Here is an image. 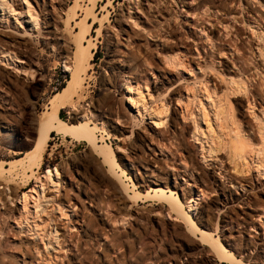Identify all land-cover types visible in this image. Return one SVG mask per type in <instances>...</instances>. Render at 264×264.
Returning <instances> with one entry per match:
<instances>
[{
  "label": "rangeland",
  "instance_id": "374dc122",
  "mask_svg": "<svg viewBox=\"0 0 264 264\" xmlns=\"http://www.w3.org/2000/svg\"><path fill=\"white\" fill-rule=\"evenodd\" d=\"M74 1L66 0L64 4H59V6L55 1L39 0L38 8L36 4L38 0H30L34 13L37 12L38 14L39 24L34 29L26 28L27 24L23 25L26 28L25 30L28 31V35L23 38L25 41V46L22 47L23 50L19 49L17 52L24 53L26 57H21L23 59H19V61L16 59L13 62L14 64L0 61V264H203L202 260L206 258L205 256L209 258L205 264H228L227 262L217 261L212 256L211 249L207 247V251L206 247L200 245L197 240L198 236L189 234L182 224L172 218H166L164 215L168 214V204L155 205V201L152 202V200L143 202L128 201V194L127 196L119 194L117 190L118 180L112 178L111 173H107L108 168L100 164L99 156L92 152L85 141H75L71 137H64L55 132L51 133L48 127H43L41 124L42 121H45L52 125L58 117L62 116L60 118L65 123L69 125L72 123L73 125L76 124L74 120L78 116H81L86 110L90 111L91 114L88 115L86 121H89L91 126L95 125L99 128L104 125V131L101 132L100 130L95 133L98 139L101 138L106 141L116 152L119 163L126 172V175L122 176L121 179L129 186L135 184L138 192L144 193L149 190L151 184L148 183L144 166L148 163L149 167L146 169L155 170L156 168L152 165L153 162L149 160L151 159L149 156L151 154L150 149L143 145L142 141L139 142L136 134L133 133L137 130H146L147 124L150 123L147 112L142 110L141 115H137L136 111L130 109L124 82L122 79H118L119 72L124 70V67L126 69V66L119 67L115 65L113 73L110 69L105 70L106 61L109 58L107 53L108 43L110 42L109 37L116 38L115 35L119 33L118 31L122 25L120 21L121 14H125L127 7L131 5L132 8L134 2H138V0L133 3L132 0H77V3ZM140 1L143 2L144 0ZM161 1L158 3L159 6L157 5L155 8H160L164 14L167 12L174 14L172 16H175L177 18L176 23H179H175L176 27L178 25L177 30L181 27L180 30H183L182 32L189 36L187 40L189 51L187 54L195 71L187 73L183 69L184 72H178L173 71L167 64L164 66L166 62L162 58L165 57L166 52H163L164 50L162 51L160 46L157 49L156 43L159 44L160 41L153 35L156 33L155 36L163 39L166 36L164 35L165 26H162V22L159 24V21H156L158 18L155 19L144 6L140 7L139 10L132 11L133 13L141 11L138 15L141 17L140 21L134 18V22L137 21L138 25L134 26V29L131 28L135 35H132V39L134 41L136 37V39L142 38L143 43H140L141 41L139 43L141 45L145 44V47L148 45L147 52H145L146 54L150 53L147 56L148 60L145 61L144 58H141L144 57L143 50L141 52L135 48L132 49L130 46L129 51H136L134 53L138 61L127 63L128 66L130 63L129 67L133 69L131 71L143 72L146 75L149 72L158 74L157 71L161 74L172 72L170 73L171 79L164 74V77L170 83L166 84L164 82L160 90L154 92L143 84H140V90L149 93L152 97L149 105L161 106L164 103L168 106L170 98L174 99V102L168 106L170 108L167 114L168 118L172 110H176L177 112L183 111V114L185 112L186 115H184L188 120L181 123L183 126L179 125L180 127L175 130L174 134H171V137L160 141L162 144L159 142L161 151L171 152L175 157L171 159L168 156L165 159L164 156H159L158 164L164 172L171 173V186L176 185V183H179V185L184 184L188 179L186 176L175 178L173 175L179 173L182 170L181 167L187 164V168L192 171L193 176H199L210 188L208 191L202 188L203 191L207 192L198 201L199 206H196L200 210H202V206L207 208L209 214L202 217L198 214L201 211L199 209L195 210L193 216L196 221L211 228L213 234L219 237L243 264H264L263 254L257 256L255 249L244 251L243 246H241L244 240L257 245V247H259V244H264V170H261L264 169V160H262L264 156L260 155V157L257 153V149L261 147L259 137L255 132L258 121L255 122V119L249 115L255 113L257 117L262 118L261 110L257 106L252 112L248 111V103L245 100L240 105L241 113L238 117L239 122L242 123L240 131L245 130L254 136L253 147L248 146L250 149L244 147L245 152L240 149L243 151L239 153L242 156L240 158L231 156V150L229 151L230 141L223 139L220 144L218 143L219 145H216L217 139L216 144L206 141L203 143V140L196 141L193 133L195 130L193 121L197 115L201 114L202 105L205 106L207 113H211L213 110L209 109L206 104L205 90L202 84L204 71H207L205 63L209 62L208 60L215 63L213 64L215 65V71L208 70L205 73L211 72L209 73V79L212 81L211 83L217 84V90L215 91L217 96L226 94L228 88H230L229 84L226 83H228L227 80L229 81L231 76L237 80L236 74L241 75L240 71L236 74L228 71L233 68V58H236L239 62L238 64L236 61L238 66H242L244 63L242 67L243 69H249V74L256 72L252 67L254 64L259 67L257 73L263 72L264 74V53L260 58L257 50L259 46H262V42L260 41L258 44L257 39L251 37L247 24L242 23L246 19L250 22L253 17L257 20H263L262 26H264V0H241V5L236 4V7L235 5L229 7V5L223 3L222 9L216 14V17L222 22L230 23L234 20L240 22L235 25L237 29L235 34L239 36L238 45L241 51L237 57L233 55V58L228 55L227 49V45L232 44L230 39L232 36L227 39L223 38L222 35H225V33L222 25L218 23L217 25L212 17L215 11L208 12L205 15L201 11L200 15L199 12L195 14L191 10L190 14L186 15L185 10L183 11L180 8L179 3L181 0ZM189 2L192 4L191 1ZM44 9L50 11V17L55 20L52 25L59 29V34L65 38L68 37L72 42L82 32V35L87 33L85 34V47L81 49V59L77 63L76 69L71 67L74 61L72 58L78 50L75 45L70 47L68 55L61 56L57 47H53L56 41L46 40L50 36L45 38L38 34L46 31L45 23L48 17L44 14ZM172 9L180 15L176 16ZM85 17L88 19L86 24L78 26V23L83 21ZM150 17L158 23V26L156 23V27L153 26L155 21ZM10 20L11 22L14 21L12 18ZM202 20L206 22L207 28H210L208 36L211 39L209 41L205 39V36H200L202 33L198 28L203 23ZM132 23L133 20L131 24L128 22L131 27ZM3 26L4 24H2ZM2 27L1 29H3ZM11 27L9 29L14 33L20 30V33L23 34L25 31L24 28L19 27L14 30V27ZM135 32H138L139 38ZM149 33L153 35L151 36ZM119 39H121V36ZM114 40L116 41V39ZM193 40H196L195 44H199V47L204 49V51H201L199 58L196 55L195 48L192 47ZM119 41L121 43V40ZM212 41H216L215 47L210 45ZM122 43V45L125 44L124 41ZM122 45L120 46L121 49ZM222 50L226 55L219 54ZM138 54L140 55L138 56ZM250 57L252 58L250 59ZM262 58L263 60H261ZM146 62H149L150 65L147 66L148 63L146 64ZM198 64L204 69L200 70L201 72L196 71ZM65 65H70V71H66ZM132 66H135V68ZM150 66L151 68H149ZM224 69H228V74L223 76L225 81L218 78L216 72V70H219L223 73ZM149 78L153 82L154 79L150 75ZM258 79L259 77L252 84L257 83ZM243 80L245 79L243 78ZM170 84H173L171 88ZM252 84L251 82L248 83L249 89H251ZM168 86L170 92L166 90ZM184 88H187L185 92ZM260 90L264 96V87ZM179 92L184 93L180 103L177 101L179 100ZM231 99L235 100L236 97H231ZM73 107H76L75 110ZM123 112L129 120L127 121L129 125L127 129H122L121 123H115L114 119L116 113L123 115ZM210 117L211 122L216 125L214 116L211 114ZM167 122L169 120H165L166 124ZM201 128L204 131L206 130L204 123L201 124ZM151 134L150 132L149 135ZM47 138L49 139L45 144ZM222 143L224 148L227 147L225 150H223ZM209 144H212L211 148L216 146L219 149L222 148L219 150L222 153L211 152ZM202 147H205V149L202 150ZM256 147L259 148L256 149ZM215 152L218 154H215ZM231 158L235 162L233 160L232 162ZM219 159L221 160L219 161ZM181 160L184 164L180 163ZM242 161L244 163L248 161L246 167ZM38 165H40L39 168ZM239 165H241L240 168ZM258 165H260V170L255 169ZM56 169L61 175L58 182L60 185L57 187L59 190L54 191L50 184L45 185V193L48 192L53 200L48 203L44 202L40 212V218L42 217L41 219L44 221H52V226L60 234L59 245L53 243L57 248L54 246L56 249L53 248V251L50 249L47 252L44 249V243L37 241V239L34 240L24 230L26 229L24 226L25 221L19 213L18 203L19 197L30 191L31 187L34 186L36 177L40 178L48 170ZM236 171H239V173H236ZM25 175H28L30 179ZM219 179H222L221 185L228 188L231 193H234V190L229 188V186L231 187L229 182L233 185L236 182H241L243 189L239 187L240 190L237 189V193L240 196H246H244L246 205L239 204V202L228 203L226 208L218 211L213 201L217 200L219 196L218 191H214V184H220ZM200 186L199 182V185L193 188L194 192L201 191ZM185 190L188 192L189 189L186 187ZM175 191L182 197L180 190L175 189ZM185 198L190 199V195L186 193ZM55 203H58L68 216L64 217L58 213L55 210ZM134 211L142 215L139 214L137 217V215L132 214ZM126 214H130V216H126ZM225 216L227 217L226 220L234 227V231L241 232L233 233L235 238L229 244L224 241L229 232V226L222 222ZM125 217L126 220L122 223V219L124 220ZM29 219L32 220V217L29 216ZM246 220H248V224L243 223ZM238 222L243 225L237 226ZM50 228L47 229L49 232H51ZM247 259H250L251 263Z\"/></svg>",
  "mask_w": 264,
  "mask_h": 264
},
{
  "label": "bare ground",
  "instance_id": "6f19581e",
  "mask_svg": "<svg viewBox=\"0 0 264 264\" xmlns=\"http://www.w3.org/2000/svg\"><path fill=\"white\" fill-rule=\"evenodd\" d=\"M51 1H55L58 5L64 4V2H66V0H51ZM76 1L77 0H75L74 2L77 3ZM129 1H131V0H129ZM134 1L135 0H132V3ZM144 1L143 2L140 0H138V2L135 1L133 4L134 8L133 7L131 8L130 7L131 5H129V6L127 5L128 6V7L126 6L128 8V9H126L127 12H125V14H121L122 16H121L120 21H121L122 25L120 24L121 25L120 30L119 31L117 30L119 33L113 32V33H116V35L114 34L116 36V38L115 37L113 38V36L109 37L110 42L108 43V50H107L109 58L106 61L105 70L110 69L113 73V71L115 70V68L113 69V67L115 65L119 66V67L125 65L126 69L124 67V70H121L119 72L120 74L118 76V79H122V81L124 82V86L126 88V95L128 97L129 104H130V109L136 111L137 115L138 114L141 115V112H143L144 110H146V112H147V117H148V120L150 121V123H148L146 128H145L146 129L145 131H147V132H145L142 129V130H137L133 133L136 134V138L138 139L139 142L142 141L143 145H145L148 149H150L151 154L149 156L151 159H149V158L148 159L153 162L152 165L154 166V168H156L155 170L150 169V168H148L149 170L146 169L147 167H149L148 163L146 164V166H144V169L146 171V176L148 178L147 179L148 183L151 184L149 186V190L144 192V193L138 192L136 190L135 184H133L132 186H129L128 184H126L124 182V180L121 179L122 176L126 175V172L123 169V167L120 165L118 157L116 155V152L113 150V148L108 143H106V141L102 140L101 138H99L100 139L99 140L96 136V133H95L96 131H100V130H101V132L104 131V125L102 128H99V127H96L95 125L91 126L90 122L86 121V119L88 118V115L91 114L90 111L85 109L86 112H84L83 114L81 113L82 115L78 116V118L76 120H74V123H76V124H73V125H72V123H71V125L65 123L60 117H58L57 121L52 125L48 124V122L46 123L45 121H42L41 124L43 125V127L44 126L48 127L49 131L51 133L55 132L57 134H61L64 137H71L75 141H79V140L85 141L88 144L89 148L92 150V152H94L97 156H99V158L101 160L100 164L103 167L108 168L107 173L108 174L111 173L110 175L112 176V178L118 180V184H117L118 189L117 190H118L119 194H121V195L127 196V194H128V198L126 197L128 201H142L143 202V201L152 200V202L155 201V205H160V204H164V203L168 204L169 205V209H167L168 214L164 215V216L166 218H172L175 221L182 224V226L186 229V231L189 234H193L192 236H194V235L198 236L197 240H198V242H200V245L206 247V249H207V247H209L213 253L212 256L217 261L227 262L228 264H243L240 260H238L234 256V254L222 242V240H220L219 237H217L216 235L213 234V232L211 231L212 230L211 228H209L206 225H203L201 222L198 223L193 216L194 212H196L195 210L199 209V208H196V206L198 205V201L201 200V198L203 196H205V194L208 190H210L208 185L205 184L199 176L198 177L193 176L192 171L187 168V164H186V165H184V167L183 166L181 167L182 170H180L179 173L173 174V175L175 176V178H178L181 176H186L188 179L185 181L184 184L179 185V183L178 184L176 183V185L174 184L171 186V184H170L171 173L164 172L162 170L161 166L158 164L159 156H164L165 159L168 156L171 159H174V157H175L171 152L165 153V152L161 151V149H159V142L164 141L165 139H168L169 137H171V134H174L175 130H177L178 127H180L179 125H181V123H185L187 118L185 117V115H186L185 112H184V114H185L184 115L183 111L182 112L180 111L181 112L180 113V112H177L176 110H172V113H171L170 117L168 118L167 114H168V111L170 109L168 106H170L174 102L173 101L174 99L170 98V100L168 101V106H167V104L164 105V103H162L161 106H158L156 104L155 105L151 104L152 105L151 106V105H149L151 102V98H152L150 96V94L144 93V91L140 90V87H141L140 84L145 85L146 88H151L154 92L160 90L161 87H163L164 82H166V84L170 83L167 78H170V76H171L170 73H172V72H170L168 74H166L167 72L166 73L163 72L164 74L168 75V76H166L167 78H165L164 74H161V72H159V71H157L158 74H155L154 72H149L148 75H146L143 72L140 73V72H132L131 71L133 69L131 67H129L130 63H129V66L127 63L128 62L133 63L135 61L136 62H138V61L136 60V56L134 53L136 51H134V50H133L134 52L129 51L130 46L132 47V49L135 48L139 51L143 50L144 57H141V58H144L145 61L148 60L147 56L150 53L149 52L148 54H146V52H147L146 48L148 45L145 47V44L144 45L140 44V43H143V40L141 37H140L141 39H136L137 38L136 37L134 41L132 39V35H134V34L131 31V28L134 29V26L136 27L138 25L137 21H140L139 19H141V17L138 16L141 11L134 12V13L132 11H134L135 9L139 10L140 7L144 6V8H146L150 13H152V15H153V17H155V19L158 18V20H156V21L157 22L159 21V24H160V22H162V26L163 27L165 26V28H164L165 34L164 35H166V36L163 39L161 37L158 38V36H155L156 33L154 35L152 34L154 37H156V39H159V41H160L159 44L156 43L157 49L160 46L162 51L164 50L163 52H166L165 57H163V58L161 57L162 59H164L163 61L166 62L164 64V66L167 64L169 67H171L173 69V71L184 72V70H185L187 73H193V71H195V69L193 70L192 62H191V60L188 59V54H187L189 51L188 42H187L189 36L187 34H184L182 32L183 30H180V28H181L180 26H179L180 31L177 30L178 25H177V27L175 25V23L177 22V18L175 16H172L174 14H170L169 12L164 14V12H162L160 10V8L159 9L155 8V7H157L158 3L162 2L161 0H144ZM172 1H174V0H172ZM189 1H191L192 4ZM189 1L188 0H181V2L179 3V5L181 6L180 8L183 9V11L185 10L186 15H189L191 10H193V12L195 14L197 12H199L200 15H201V11H202L203 15L208 14V12L215 11V12H213L212 17L215 19L216 24L218 23V24L222 25V27H223L222 29H224V33H225V35H222V36H224L223 38L227 39L230 36H232V38H230L232 44L227 45L228 55H230L232 58H233V55H235L237 57L239 55L241 49L238 45L239 36L237 34H235V32L237 31L235 25H238L240 22L238 20H234L233 22L231 21L230 23L229 22H222L221 20H219V18L216 17V14H218L220 12V9H222L223 3L229 5V7H232L233 5H235V7H236V4L241 5L240 4L241 0H189ZM129 3H131V2H129ZM36 4L39 8V0H38V3L36 2ZM40 6H41V4H40ZM44 7H46V6H44ZM33 9L34 8H32L30 0H0V61L1 62H3V63L8 62V64H10V63L15 62L16 59L19 61V59H23L21 57H24V58L26 57V55L24 53H22V52L19 53L17 51L19 49H22V47L25 46V41L23 38L27 37V35H28V33H27L28 31H26L25 29L27 27L34 29L39 24L38 14H37V12L35 14ZM43 12L48 17V19H47L48 21L46 20V23H45L47 32L43 31V32H40L38 34L41 35L42 37H45V38L50 36V38L49 39L47 38L46 40H51L54 42L56 41V44L53 45V47L54 48L57 47L59 54L61 56L68 55L70 47L75 45L78 48V50L75 53L74 58H72V59H74V61H73V64H71V65H73L71 67L76 69L77 63H79L80 59H81L80 58L81 49L83 47H85V43H86L85 34H87V33L82 35L83 34V32H82L81 34H79L80 36H78L77 39L74 40L75 42L74 41L72 42V40H69L68 37L65 38L64 36L60 35L58 32L59 29L57 27H55L54 25H52L53 24L52 22L55 20H53V18L50 17V11H47L46 9H44ZM142 12H144V11H142ZM173 12H175L176 16L180 15L178 12H177L178 13L177 14L175 10H173ZM72 13H74V12H72ZM195 14H194V16H195ZM133 16H135V17H133ZM231 17H233V16H231ZM11 18L14 20V21H12L13 23L10 20ZM134 18L138 19V20L134 22V20H135ZM151 19H153V18H151ZM198 19H199V17H198ZM132 20H133V23H132L133 25L131 27L130 24H131ZM251 20H253V22H251ZM87 21H88V19L85 17V19L83 21L78 23V26H81L82 24H86ZM156 21L153 22L154 23L153 26H155L156 24L158 26V23H156ZM262 21L257 20V19L252 17L250 19V22L247 19L242 22L243 24H247V29L250 31L249 33H250L251 37H253L254 39H257L258 44L260 41L262 42V46H259L257 49L260 58L263 56V53H264V49H263V47H264V26H262V24H263ZM128 22H130V24H128ZM2 24H4L3 27H2ZM24 24H27L26 28L23 27ZM176 24H179V23H176ZM195 25H197V24H195ZM11 26L14 27L13 28L14 30H17L20 27V28H24L25 31L23 32V34L20 33L21 32L20 30H17V32L14 33V31L12 32V30L9 29V28H12ZM255 26H257V27H255ZM1 27L3 29H1ZM151 27H152V25H151ZM159 27H161V26H159ZM199 27L201 29L198 28V30H201V32L200 31L199 32L202 33V35L200 34V36H205L206 38L205 37L204 38L207 39V41H209L211 39V38L209 39V36H208V33H210V28H207L206 22L203 21V23H201L199 25ZM76 29H78V27H76ZM161 30H163V29H161ZM135 33L138 34V32H135ZM119 34L121 36V39H119L120 38ZM149 35H151V33H149ZM159 36H161V35H159ZM138 38H139V34H138ZM114 39H116V41ZM119 40H121V43ZM122 40L125 42L124 45H122L123 44ZM139 41H141V42L139 43ZM195 41L196 40L192 41V45H193L192 47H193V49L195 48V52H197L196 55L199 58L201 55V51H204V49L202 47L200 48L199 44H195ZM73 43H75V44H73ZM121 45H122V49L120 47ZM210 45H212V47L213 46L215 47L216 41H212V44H210ZM253 49H251V50H253ZM148 50H151V49H148ZM139 51H137V52H139ZM152 54H150V55H152ZM219 54L224 55L225 53L222 50L219 52ZM139 55L140 54H138V56ZM69 58H70V56H69ZM251 58L252 57H250V59ZM263 58H264V56H263ZM263 58L261 60H263ZM66 60H68V59H66ZM208 61L209 62H207V63L204 62L207 66L206 70L207 71L208 70H212V71L214 70L215 71V68H214L215 65H213L215 63L212 62V60H208ZM233 61L235 63L233 62V64H232L233 68L232 69H229V70L224 69L223 73L219 70H216V72L218 74V78H220L224 81H225V79L223 76H224V74H228V71H229V73L234 72V74L239 73V71H240L241 75L236 74L237 76H235L237 78V80L235 78H232V76L230 77L229 81L227 80L228 83H226V84L227 85L229 84V86H230V88H228V91H227L229 94L226 92L225 95H221V96L218 95L217 96L216 92H215L217 90V84L211 83L212 81L209 79V73H211V72L205 73L207 71H204L203 83H202L204 90H205L204 96H205L206 104H207L208 108L211 110L213 109L214 111L212 110L211 113L210 112L207 113L208 111L206 110L205 106L202 105L203 109H201V114L199 116L197 115L195 120L193 119L194 120L193 121L194 126H195V130L193 133L196 137V141H202L203 140L202 141L203 143H204V141H206V142H210L212 144H216L215 141L217 139L216 145H219L223 139H225L226 141H230L231 147H229L230 148L229 151L231 150L230 151L231 156H234V157L237 156V158L238 157L240 158L241 155L239 153L243 152L245 150L244 147H246V149H247V147L252 146V143L254 142V139H253L254 136H252V133H249L245 130L240 131V126H242L241 125L242 123L239 122L238 117L240 116V113H241L240 105H242L243 101L245 100L248 103V111L252 112L253 109L257 106L261 110V113H262L261 116H263L262 117L263 119L260 117H257V115L255 113H253V114L251 113L249 115H251L253 117V119H255V122L258 121L257 122L258 125L255 127V132L259 137V144L261 147L260 146H259L260 148L256 147V149L259 148V149H257L258 156H260V155L264 156V96L260 90V88L264 87V74H263V72L257 73V72H259L258 71L259 67L257 64H254V66H252L253 70L256 72H254L253 74H249L250 73L249 69L248 70L246 68L243 69V67H242V66H244V63H243V65L241 64L242 66H238L236 64L237 59L233 58ZM147 63H148L147 66H149L150 65L149 62H146V64ZM237 63L239 64L238 61H237ZM68 64H70V63H68ZM251 65H250V67H251ZM259 65H261V64H259ZM135 66H132V67L135 68ZM71 67H70V65H65L66 71L67 70L70 71L69 69H71ZM149 68H151V66ZM236 69L238 70V72ZM200 70H204V69H203V67H201L198 64L196 66V71H200ZM136 71H137V69H136ZM251 72H253V71H251ZM149 75L152 77V79H154L153 82L151 81V78H149ZM156 75H158V76H156ZM260 76L262 77V79ZM257 77H259L257 83L252 84V82L253 83L256 82L255 80ZM243 78L245 80H243ZM250 82L252 84L250 86L251 89H249V86H248V83H250ZM172 86H173V84H170V88ZM166 90H168V91L170 90L169 86L167 87ZM186 90H187V88H184V92ZM183 94L184 93L181 94V92L178 93L179 100H177V101L179 103L182 102ZM215 96H217V97L215 98ZM231 97H236V99L232 100ZM251 101H252V103H251ZM233 107H234V109H233ZM75 108L76 107H73L74 110H75ZM211 114L214 116L213 118L215 121L213 119L212 120L215 122L216 125H214V123L211 122V120H210ZM199 118H200V120H199ZM114 119H115V123H117V124L121 123L120 126L122 129L129 128V125L127 122L129 120H128V117L126 115H124V112H123V115H119L116 113ZM165 120L166 121L169 120V122H167V124H166ZM220 122H221V124H220ZM203 123L205 124V127H206L205 131L201 128V124H203ZM181 126H183V125H181ZM217 130H219L218 131L219 133L217 132ZM148 132L149 133L151 132L152 134L149 135ZM48 139L49 138H47L45 144H47ZM224 143H226V142L224 141ZM160 144H162V142H160ZM211 145H210L211 152L212 151L220 152L219 150L222 149V148L219 149L218 146L211 148ZM222 146H223V143H222ZM217 147H218V149H217ZM225 148H227V147H225ZM225 148L223 146V150H225ZM203 149H205V147H202V150ZM240 149H242L243 151H241ZM248 149H250V148L248 147ZM250 152H251V150H250ZM220 153H222V152H220ZM215 154H218V153L215 152ZM216 156H218V155H216ZM184 158H186V157H184ZM242 159H240V160H242ZM220 160L221 159H219V161ZM232 160L233 159L231 158V161ZM262 160H264V157L262 158ZM262 160H260V161H262ZM182 162H183V160L180 161V163H182ZM242 162L244 163V161H242ZM247 162L244 163L245 167L247 165ZM175 163H176V161H175ZM259 163H261V162H259ZM182 164H184V163H182ZM260 165L255 167V169L257 168L258 170H260L259 169ZM39 166L40 165H38L37 167L39 168ZM172 166H173V164H172ZM232 166H235V165L232 164ZM240 166L241 165H239V168H240ZM1 167H2V165H1ZM242 168H243V166H242ZM234 169H236V168H234ZM246 170H247V168H246ZM261 170H264V169H261ZM237 172L239 173V171H236V173ZM32 175H34V174H32ZM25 176H27V178L29 177L28 175H25ZM60 176H61L60 172L57 169L56 170H48L42 177H40V178L36 177L35 178V182L33 184L34 186L31 187L30 191H28L27 193L26 192L23 193V195L19 197L18 209H19V213L21 214V217L24 218V221H25L24 226L26 227V229H24V230H26L30 234L31 238H34V240L37 239V241H41L42 243H44V249L47 252L50 249H52V251H53L54 246L56 247V245H54L53 243L59 245L58 240H59L60 234L58 233V230H55V228L52 226V221L48 222V221L42 220L41 219L42 217L40 218V212L43 208L42 204L44 202L48 203L49 201L53 200V197H50V194L48 192L45 193V190H46L45 185L47 184V186H48L50 184V186H52L54 191L57 190L58 189L57 187H59V185H60V184H58L59 179H61ZM29 179H30V177H29ZM43 180H44V182H43ZM221 180L219 179L220 184H214L215 185L214 191L217 190L219 193V196H218L217 200L213 201V204L216 206L218 211L222 208L223 209L226 208V205L228 203L239 202V204L246 205V202H245L246 199H244L245 195L240 196L237 193V189H239V187H242V189H243V184L241 182H236L233 185V183L229 182L231 184V187L229 186V188L234 190V193L233 192L231 193V191L228 188L221 185ZM175 181H176V179H175ZM199 182L201 185L199 187L201 189V191H199V192L195 191L194 192L193 188H196V186L199 185ZM210 185H211V183H210ZM227 186H228V184H227ZM186 187L189 189V190H187L188 192H186V190H185ZM202 188H204L207 191H205V190L203 191ZM175 189L181 191L182 197L175 191ZM186 193L190 195V199H188V200H187V198H185ZM185 200H187V201H185ZM47 203H45V204H47ZM45 204H44V206H45ZM54 205L56 207L55 210L58 211V213H60L64 217L68 216V215H66L65 212H63V209L61 208V206L58 203H55ZM45 207H47V206H45ZM200 207H201V205H200ZM188 209H189V211H188ZM201 209L202 210L199 209V211H201V212H198V214H200L202 217L208 216L209 211L207 210V208H204L202 206ZM43 211H44V209H43ZM132 214H134L135 216L137 215V217H138V215L140 213H137L136 211H134ZM127 215L130 216V214H126V216ZM140 215H142V214H140ZM29 216H30V218L32 217V220L29 219ZM226 218L227 217L225 216V218L222 222L227 224V226H229V232H228V236L224 239V241L226 242V244H229L235 238V236H233L234 235L233 233H241V232L236 231V230L234 231V229H233L234 227L231 226L230 222L228 220H226ZM125 220H126V217L124 218V220L122 219V223ZM53 221H55V220H53ZM120 223H121V221H120ZM243 223L248 224V220H246ZM240 225L242 226L243 224L241 222H238L237 226H240ZM49 228L51 229V232H49L47 230ZM241 246H243L244 251H249V250L255 249L256 250L255 254H257V256H260L261 254L264 255V244L263 243L259 244V247H257V245H254L253 243H250L249 241L244 240V242L241 243ZM56 248H54V249H56ZM207 251H208V249H207ZM205 257L206 258H203V260H202L203 264H205L209 260V258L207 256H205ZM247 260H248V262L251 263L250 259H247Z\"/></svg>",
  "mask_w": 264,
  "mask_h": 264
},
{
  "label": "trees",
  "instance_id": "16d2710c",
  "mask_svg": "<svg viewBox=\"0 0 264 264\" xmlns=\"http://www.w3.org/2000/svg\"><path fill=\"white\" fill-rule=\"evenodd\" d=\"M62 118V116H60Z\"/></svg>",
  "mask_w": 264,
  "mask_h": 264
}]
</instances>
